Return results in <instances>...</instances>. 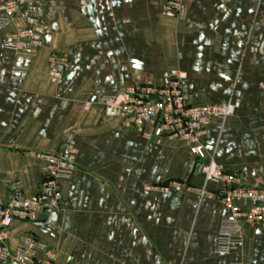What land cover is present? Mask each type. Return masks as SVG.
I'll return each instance as SVG.
<instances>
[{
  "label": "crops",
  "instance_id": "1",
  "mask_svg": "<svg viewBox=\"0 0 264 264\" xmlns=\"http://www.w3.org/2000/svg\"><path fill=\"white\" fill-rule=\"evenodd\" d=\"M42 1L44 46L34 56L6 45L20 24L0 29V199L37 192L45 153L72 145L77 169L60 181L56 219L16 222L12 247L33 234L36 257L53 251L56 264H264V223L245 225L219 253L222 202L186 188L146 191L171 180L209 191L217 184L197 171L187 141L147 139L104 101L183 72L189 102H237L222 130L211 123L205 160L264 184V0H187L182 15L167 0ZM59 52L69 68L56 82L50 56Z\"/></svg>",
  "mask_w": 264,
  "mask_h": 264
},
{
  "label": "built area",
  "instance_id": "2",
  "mask_svg": "<svg viewBox=\"0 0 264 264\" xmlns=\"http://www.w3.org/2000/svg\"><path fill=\"white\" fill-rule=\"evenodd\" d=\"M187 0H167L168 5L178 14H184ZM42 0H0V29L17 25L9 31L6 45L20 55L34 56L44 46L45 25L42 19ZM69 68V58L65 53L50 56V77L58 82ZM25 73V69H16ZM184 73L175 71L166 85L153 80L137 82L124 90L109 94L104 98L109 111L121 118L126 128H143L147 139L167 137L181 139L191 145L196 156V168L206 182H215L217 189L209 191L205 186L193 188L178 180L163 185H146V191L166 192L171 188H186L222 202L228 211L223 220L218 252H229L232 244L241 239L245 225L264 223V184H244L240 175L227 171L204 149V139L211 123L215 120L222 130L228 120L236 114L237 102L230 100L224 104H193L183 91ZM77 149L68 146L59 152L43 154L45 165L43 179L35 194L14 191L8 200L0 199V262L8 264H56V254L47 252L40 260L35 249L41 245L33 234L22 237L18 246L11 245V230L18 221L39 220L49 216L62 203L60 181L70 178L77 169Z\"/></svg>",
  "mask_w": 264,
  "mask_h": 264
},
{
  "label": "water",
  "instance_id": "3",
  "mask_svg": "<svg viewBox=\"0 0 264 264\" xmlns=\"http://www.w3.org/2000/svg\"><path fill=\"white\" fill-rule=\"evenodd\" d=\"M56 216H57V213L54 211L45 220H26V222H29V223H32V224H36V225H43V224H47V223L53 222L56 219Z\"/></svg>",
  "mask_w": 264,
  "mask_h": 264
}]
</instances>
